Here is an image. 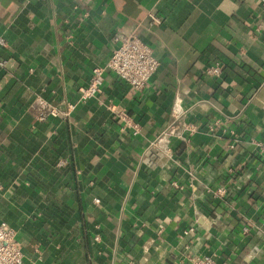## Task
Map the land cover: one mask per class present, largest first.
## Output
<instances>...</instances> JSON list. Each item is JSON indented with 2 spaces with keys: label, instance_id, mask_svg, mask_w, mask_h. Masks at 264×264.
<instances>
[{
  "label": "crops",
  "instance_id": "0c3cea01",
  "mask_svg": "<svg viewBox=\"0 0 264 264\" xmlns=\"http://www.w3.org/2000/svg\"><path fill=\"white\" fill-rule=\"evenodd\" d=\"M129 33L159 62L148 87L107 70L69 119H35L76 100ZM0 39V223L22 264H264L259 0H0ZM177 121L191 131L154 145Z\"/></svg>",
  "mask_w": 264,
  "mask_h": 264
},
{
  "label": "built area",
  "instance_id": "2783aa9c",
  "mask_svg": "<svg viewBox=\"0 0 264 264\" xmlns=\"http://www.w3.org/2000/svg\"><path fill=\"white\" fill-rule=\"evenodd\" d=\"M259 4L264 7V0H259ZM152 24H160L161 20L154 14L148 15ZM115 47L111 57L104 67H95L91 70L90 79L86 86L77 89V99L69 102L64 101L58 104L41 102L35 108V119L44 122L50 118H60L67 120L70 118L78 104H87L97 98L102 93V85L105 72L108 70L117 78L131 86L137 91H142L148 87L151 78L159 68L158 60L153 56L151 47L146 44L138 34H117L113 38ZM0 45L3 41L0 39ZM6 62L0 60V68L5 67ZM222 72L220 63L208 65L204 69L207 77H219ZM107 110L121 122V130H130L134 134L139 132V125L135 123L129 115L112 104L107 105ZM191 131V125H186L182 121H177L154 143H168L169 138L177 135L181 130ZM260 145L261 152L264 153V146ZM225 193L224 188L217 189V196ZM193 231L192 228L188 232ZM247 229H244L246 232ZM98 240V237H95ZM23 252L15 240V232L7 224L0 223V264H22ZM192 264H212L209 257L195 258Z\"/></svg>",
  "mask_w": 264,
  "mask_h": 264
}]
</instances>
